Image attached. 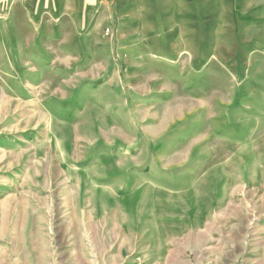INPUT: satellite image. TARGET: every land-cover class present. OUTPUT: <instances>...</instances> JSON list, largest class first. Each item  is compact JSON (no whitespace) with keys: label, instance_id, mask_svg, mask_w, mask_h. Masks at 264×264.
<instances>
[{"label":"rangeland","instance_id":"obj_1","mask_svg":"<svg viewBox=\"0 0 264 264\" xmlns=\"http://www.w3.org/2000/svg\"><path fill=\"white\" fill-rule=\"evenodd\" d=\"M114 7L0 79V264H264V0Z\"/></svg>","mask_w":264,"mask_h":264},{"label":"crops","instance_id":"obj_2","mask_svg":"<svg viewBox=\"0 0 264 264\" xmlns=\"http://www.w3.org/2000/svg\"><path fill=\"white\" fill-rule=\"evenodd\" d=\"M114 6L115 0H0V79L4 80L14 72L18 73L19 79L25 78L27 63L36 68V64L49 55L50 63L59 62L58 57L67 52L59 54L52 49L51 43L58 41L61 29L69 32L70 27L81 36L82 27L94 30L112 24ZM96 10L99 15L92 20ZM90 34L82 37L86 47L89 46L86 37ZM44 41H51L48 50L47 45L44 49L41 47ZM71 59L75 57L63 58L61 62L67 64ZM53 71L58 73L57 68ZM32 72L30 76L37 77L36 71ZM37 74L40 75L39 72ZM23 96L26 97L25 94Z\"/></svg>","mask_w":264,"mask_h":264}]
</instances>
